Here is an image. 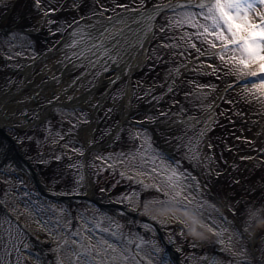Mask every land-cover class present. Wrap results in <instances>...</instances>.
Returning <instances> with one entry per match:
<instances>
[{
    "label": "rangeland",
    "instance_id": "374dc122",
    "mask_svg": "<svg viewBox=\"0 0 264 264\" xmlns=\"http://www.w3.org/2000/svg\"><path fill=\"white\" fill-rule=\"evenodd\" d=\"M59 1L54 0L51 3V0H46L47 4L51 6H56ZM147 1L88 0L83 14L86 16L96 12L110 13L120 8L143 7ZM74 2L76 0H69V6L72 7ZM172 16L173 14L164 17H168L171 23L175 24L176 21L171 20ZM77 17L72 12L53 17L54 26L52 25V29L54 31L58 30L55 39L59 38L67 30L66 26L69 27L75 24ZM66 23L68 24L65 25ZM161 25H166L167 27L168 23L166 24L165 19H163L160 21ZM177 30L182 31V34L185 35H191L193 32L191 28L187 27H177ZM158 33L159 30L156 29V37ZM6 45L11 50L15 49L11 42H6ZM3 47L5 46L3 45ZM159 48L160 51L164 50L162 45ZM205 48L209 49L208 45L205 44ZM209 50L215 51L217 49ZM218 60L219 62L221 61L220 59ZM182 64H184V61L178 67L182 66ZM217 65V63H214V61L210 62V60L202 62L200 60V63H194L195 73L193 78L195 80L187 85L183 84L185 90L180 92L183 94V103L177 111L198 114L206 110L214 102L219 87L216 85L217 80H215V77L213 78L206 72L209 69H213L217 73ZM155 66L156 63L147 66L145 64L141 71L133 75L134 104L137 105V109L130 117L132 122L125 123L117 137L114 138L115 148H113L112 153L108 151L103 157L100 155L102 154L100 151H91L89 160L87 161L88 169L91 170V174L94 176L95 171L93 168L97 164L96 166L93 164V159H102L103 157L102 166L108 164L111 167H119L126 178L138 181L143 185V189L140 191L135 189L131 192L129 200L134 203L133 207L140 203L145 204L146 214L164 224L169 235L177 236L178 239L183 241L187 235L201 234L205 239L221 243L231 254H234L232 257L239 261L233 262V258L227 261L225 257H217L216 260L219 264H264V229L262 230V235H257L256 243L253 245L249 243L254 227L258 225L256 218L259 208H264V183L262 184L264 175L261 174L258 178L253 177L250 180H246V175L250 171V169L246 168L247 171L242 176L244 183L243 178L240 180L236 174L232 173L231 176L236 180V184L230 186L232 181L224 178L227 162L224 159V152H232V148L227 141L225 143L223 140V143H221L220 137L221 134L223 136L226 134L224 126L227 121L240 119L239 123L229 122V125H235L238 132L242 131L244 139H246V135L249 136V139L254 137L253 145L255 147L252 146V150L244 152L250 151L247 153L248 157H259L257 160L261 159V163L264 166V155L261 154V151H264V95L252 89L251 84H244L239 88L228 91L221 104L216 108L208 141H206L207 127L204 126L202 128L201 124L191 128L182 126L179 132L172 131L171 136L178 138L177 146L180 143L182 145V160L179 159L180 162L172 161L173 159L169 160L164 153L153 146V143L156 141L154 138L155 134L165 135L169 132H165L163 129H158L157 127L151 130L145 128L144 125L133 123V121H151L153 115L147 109L155 101L161 99L163 94L164 99L169 97L165 94V90L172 83L164 79L163 85H161V79L159 80L156 75L158 68ZM7 67H10L8 63L0 64L1 71ZM169 68L171 67L167 65L166 69ZM197 70H199V73L196 75ZM146 73L149 75L148 81H144ZM232 74L231 82L236 79V75ZM110 75L111 73H107L106 77ZM10 79V76L6 75L3 81L7 83ZM182 79L185 78L182 77ZM124 88L125 83L123 80L113 88L110 94L111 100L108 102L107 108L102 110L105 118L98 130L97 137L102 138L119 121L120 115L118 108L113 104V100H119L122 97ZM24 90L28 91L27 88ZM172 93L173 95L171 96L175 97L178 92ZM177 97L182 96L178 95ZM164 109L165 107H161L162 113L167 112ZM81 110L83 109L79 111V109L72 108H57L55 112L67 120L68 117L72 119L79 118V113H82L84 117L89 116V109H84L86 111L82 112ZM169 112H172L169 113V116L175 113L174 111ZM250 112L254 116L248 117V113ZM220 115H222V119H220ZM230 135H237V133L231 131ZM19 136L23 137L25 134L21 133ZM52 138L51 136L50 139ZM67 140V142L65 139L61 140V144H64L68 151V160L52 162V180L46 182L50 186L56 181H59L58 183L62 185L63 180H71V184H68L71 187L68 189L63 187L60 190L61 192L69 190L77 191L83 185L82 161L84 145L76 139L71 140L69 138ZM259 143L261 144L258 145ZM79 154L81 155L79 156ZM34 160L36 161L37 158ZM188 167L193 169L192 173L188 172ZM7 170L5 166L0 169V202L18 223L13 221L9 216L3 213L0 214V264H44L45 255L39 249L30 250L31 243L30 241H25L27 236L19 223L28 232L35 234L33 236L40 237L42 241H47V239L51 238V234L48 231L51 228L50 224L53 227L66 225L71 222L70 213L68 212L67 214L65 211L62 219L58 220L57 218L56 220L49 202L46 199L38 198V196L30 192L27 188L29 185L24 186L20 179H17L15 176H9L6 173ZM173 173L176 175L173 176ZM100 176L99 180L96 173L94 178L100 184V189H103L106 186L107 180L105 183H102L103 177L101 173ZM203 177H207V180L202 185L200 180ZM74 180L77 182H74ZM99 187L97 185L98 191H100ZM257 187L260 188L256 190ZM201 188L204 190V193L201 192ZM177 192L180 193L179 196L176 195ZM209 195L213 197L211 202H207ZM227 200H229V205L233 209L239 203H242L240 207L245 206L243 216L246 219L244 226L247 228V235H243L235 221L225 215L221 203L224 204ZM83 207L85 210L82 207L80 208V216L82 218H78V220L82 225V231L87 233V235H92L94 238V241H89V244H87L91 255L77 253V251L74 253L77 245H79L80 249L83 247L77 239L71 236L68 239V243L58 249L57 264H85L86 259L99 261L104 258V250L98 242H107L114 247L121 243L119 240H110V232L102 234L103 229L108 226L107 221L111 220L109 216L97 214L89 203L83 202ZM41 225H47L49 228H42ZM57 232L60 235L63 233L60 227H58ZM135 236L133 235V237ZM146 239L147 241L139 240V247L137 246L136 250L137 254L145 256L149 264H168L165 253L163 251L160 252L153 240ZM180 244L182 245V243ZM125 246L127 245L125 244ZM131 250H133V247L130 249V246H127L122 250L117 249V252L127 258V264H137L133 259ZM254 250L256 251V256L253 254ZM97 252L101 253V255L97 256ZM190 252L189 248L187 253ZM190 257L189 264H199L201 262V258L195 257V254L191 253ZM47 263H50V258H47Z\"/></svg>",
    "mask_w": 264,
    "mask_h": 264
},
{
    "label": "bare ground",
    "instance_id": "6f19581e",
    "mask_svg": "<svg viewBox=\"0 0 264 264\" xmlns=\"http://www.w3.org/2000/svg\"><path fill=\"white\" fill-rule=\"evenodd\" d=\"M261 10H264V6L258 9V11ZM143 12L144 15L139 16L137 15L138 12L125 11L118 15L120 17L116 16L115 19L108 15H96L75 27L67 37H64L65 44L57 51L58 57L44 64L42 70L36 74L35 81L33 80V68L35 65L30 64L23 70L25 73L23 81L15 88L5 92V97L15 93L17 98L14 102H10V104L6 106L0 103V111L3 112L2 115H0V120H4V116L17 114L23 107L32 105L30 92L16 93L17 89H21L25 83L28 85L33 83V91L41 93L48 94L53 90H57L58 93L56 95L60 94L61 99L55 100V103H68L84 95V104H91L96 108L95 111L103 107L104 103L109 100L107 94L112 92L115 87L114 85L123 79L127 81L130 71L136 64L141 62L148 36V24L150 23L147 17L151 15L153 11L148 9ZM89 34L94 40H88ZM74 41H87L90 48L91 44L94 42L97 47L92 48L91 51H85L84 54L81 55L83 43L73 46ZM109 65L115 66L118 70L111 79L112 82L105 85L104 89L98 92L101 80L99 82V76L94 77L93 82L95 85L92 91H86V85L91 87L89 80L90 76H94L95 73L98 74L99 69L101 70L103 66L106 68ZM81 66L86 67L84 71L73 76L71 73H74L76 69ZM61 72H68L66 82L55 86H49V84L57 82V78L59 80L61 79L60 77L62 74H59ZM85 73L86 75H84ZM44 75H48L47 77L49 79L47 81L44 79ZM130 86L128 81L123 100L124 109L121 110L124 115L131 106L129 99L131 96ZM91 99L94 102H90ZM52 106L53 103L50 102L48 107ZM212 113L213 111H210L208 115L211 116ZM198 120V117L182 118L172 123L169 122L168 124L193 126L203 121L202 119ZM207 121L210 122V119ZM92 130L93 126L86 128V137L91 134ZM88 185L89 189L92 191L93 189L90 181H88Z\"/></svg>",
    "mask_w": 264,
    "mask_h": 264
},
{
    "label": "snow or ice",
    "instance_id": "6c2138e0",
    "mask_svg": "<svg viewBox=\"0 0 264 264\" xmlns=\"http://www.w3.org/2000/svg\"><path fill=\"white\" fill-rule=\"evenodd\" d=\"M261 6H264V0H199L198 3L186 0L182 4L157 5L147 20L151 21L161 11L172 12L171 20L176 23H170V26L193 29L187 39H195L201 45H208L209 49H217L214 55L236 75L237 85L251 84L252 89L264 95V10L257 11ZM148 28L151 30L150 23ZM88 40L94 38L89 34ZM80 43H83L81 55L97 47L93 42L90 48L87 41H74L73 46ZM191 47L196 48V45L193 43ZM196 51L201 49L196 48ZM98 244L104 250V258L99 261L86 259L85 264H127V258L112 244ZM84 250L91 255L90 249L85 247Z\"/></svg>",
    "mask_w": 264,
    "mask_h": 264
},
{
    "label": "flooded vegetation",
    "instance_id": "af4514ba",
    "mask_svg": "<svg viewBox=\"0 0 264 264\" xmlns=\"http://www.w3.org/2000/svg\"><path fill=\"white\" fill-rule=\"evenodd\" d=\"M5 6H6L5 0H0V22L2 21V18H1L2 15L5 14L7 16V18L5 17V19L7 20V25H1L0 23V63H10L16 60L19 61L21 59L20 53L23 55H27L29 52H32L36 48V45L38 43V35H37L38 31L37 30L31 31L30 40H27L26 43L21 44L20 47L17 45H14L13 47L15 48L16 52L9 51L8 46L2 43V39H3L2 35H4L5 33H8V31L12 29L13 26L17 27V23H11V22L12 20H15L16 22H18V18H20L23 15L27 7H26L25 1L22 2L21 4H15L9 11L8 10L6 11ZM20 19H23V18H20ZM25 26L28 27V22H26ZM3 45L5 47H3ZM4 77H6L5 71L4 70L1 71V68H0V100H2L3 102L4 101L11 102L12 100L16 98L17 95L13 93V94H9L6 97L4 96L5 90H6L4 89V86H5V83L3 82ZM16 86L17 85L14 83L10 84L8 87L9 89L7 91H9L12 88H15Z\"/></svg>",
    "mask_w": 264,
    "mask_h": 264
},
{
    "label": "water",
    "instance_id": "95a60500",
    "mask_svg": "<svg viewBox=\"0 0 264 264\" xmlns=\"http://www.w3.org/2000/svg\"><path fill=\"white\" fill-rule=\"evenodd\" d=\"M0 133H1V129H0ZM6 143H7V141H6ZM8 144V148H9V150H11L12 151V154L14 155V157H15V159L19 162V163H24V164H27V166H29L31 169H32V167H31V165L28 163V162H25V158L18 152V150L15 148V146H13V145H10L9 143H7ZM28 167V168H29ZM22 169H24V166H22ZM31 169H29V170H31ZM36 183H37V186L39 187V189L43 192V193H45L47 196H55V197H59L60 199H64V196H58V195H54L53 193H49V192H45V188H44V186H43V184L42 183H40V181H38V180H36ZM92 201H95V202H97L98 204H100L101 206H103L104 208H107V209H110V208H112V206L110 205V204H108L106 201H99V200H97V199H94V198H92ZM177 264H181V263H179V261H177Z\"/></svg>",
    "mask_w": 264,
    "mask_h": 264
},
{
    "label": "trees",
    "instance_id": "16d2710c",
    "mask_svg": "<svg viewBox=\"0 0 264 264\" xmlns=\"http://www.w3.org/2000/svg\"><path fill=\"white\" fill-rule=\"evenodd\" d=\"M211 255V254H210Z\"/></svg>",
    "mask_w": 264,
    "mask_h": 264
}]
</instances>
